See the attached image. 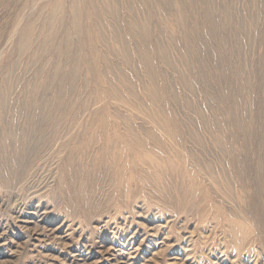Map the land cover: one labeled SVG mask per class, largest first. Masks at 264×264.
I'll return each instance as SVG.
<instances>
[{
    "label": "rangeland",
    "instance_id": "374dc122",
    "mask_svg": "<svg viewBox=\"0 0 264 264\" xmlns=\"http://www.w3.org/2000/svg\"><path fill=\"white\" fill-rule=\"evenodd\" d=\"M107 2L0 0V264H264V0Z\"/></svg>",
    "mask_w": 264,
    "mask_h": 264
},
{
    "label": "bare ground",
    "instance_id": "6f19581e",
    "mask_svg": "<svg viewBox=\"0 0 264 264\" xmlns=\"http://www.w3.org/2000/svg\"><path fill=\"white\" fill-rule=\"evenodd\" d=\"M111 5H112L111 0H108L107 5H106L107 8L111 10V14L117 16L118 13H119V9L114 7V6L112 7ZM90 13H91L90 14L91 18L96 20L97 19L96 7L93 4H91V3H90ZM141 26L142 27H140V30H141L140 31V35H141V37L144 40H146L145 41V47L143 48L144 58H145L146 61L149 62L148 70H149V73L152 75L153 81H155L157 79V68H156V66L154 64L153 56L151 55V47L149 45V29H148V27L145 24H143ZM116 38L119 39L120 36L117 34ZM123 55H124L125 58H127L129 56V48L124 50ZM163 56L165 58H167V52L165 50L163 51ZM97 60H98V57H97ZM160 94L161 93H160L159 89L156 86L153 87L152 95H154V97L156 99L160 100ZM219 140L217 139L218 142H219ZM231 164H232L231 166L233 168H235V170L237 171V175L240 176L241 180H243L242 177L243 178L245 177L244 174H243L244 171H242V169H237L240 166L237 164L235 159L232 161ZM260 164L261 165H259L258 171H257V180H258L257 188H258V192H259L260 197L264 198V159L263 158L261 159V163ZM220 178L226 180L227 182L229 180V178L225 174V172L222 174V176ZM217 181H218V178H217Z\"/></svg>",
    "mask_w": 264,
    "mask_h": 264
}]
</instances>
